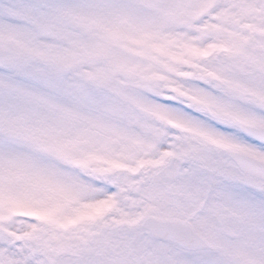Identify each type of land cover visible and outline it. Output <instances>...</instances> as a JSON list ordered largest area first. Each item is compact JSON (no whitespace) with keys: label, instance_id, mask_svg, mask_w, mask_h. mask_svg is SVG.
Listing matches in <instances>:
<instances>
[{"label":"snow or ice","instance_id":"snow-or-ice-1","mask_svg":"<svg viewBox=\"0 0 264 264\" xmlns=\"http://www.w3.org/2000/svg\"><path fill=\"white\" fill-rule=\"evenodd\" d=\"M0 264H264V0H0Z\"/></svg>","mask_w":264,"mask_h":264}]
</instances>
